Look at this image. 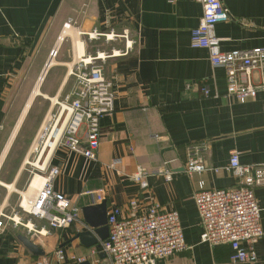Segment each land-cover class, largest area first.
I'll return each mask as SVG.
<instances>
[{"label": "crops", "instance_id": "obj_1", "mask_svg": "<svg viewBox=\"0 0 264 264\" xmlns=\"http://www.w3.org/2000/svg\"><path fill=\"white\" fill-rule=\"evenodd\" d=\"M223 2L231 19L216 26L222 50L264 47V0ZM202 15L196 0H0V211L19 210L36 176L25 182L23 169L31 163L36 131L40 127L35 139L46 124L29 125L32 110L44 105L36 102L40 91L45 97L60 96L78 55L105 52L106 75L115 81L116 98L113 114L101 122L99 159L55 147L49 159L51 166L60 168L54 188L81 209L105 200L108 212L119 206L125 214L130 200L138 198L144 205L155 201L178 211L189 248L158 264H264V235L256 244L255 263H234L229 245L212 246L201 239L194 199L200 182L208 188L235 186L236 177L225 169L233 149L243 163H264V90L245 101L228 95L225 68L213 66L207 49L191 45L192 30ZM94 29L119 37L90 39L87 34ZM56 49L51 69H58L46 85L50 70H43ZM254 79H261L259 72ZM27 126L30 132L25 134ZM193 147H203L207 162L223 168L220 173L189 175L185 165ZM165 161L171 179L165 172L152 174L147 195L132 175L139 166L165 169ZM40 174V186L29 199L45 182V174ZM255 194L264 230V186L256 187ZM81 218L69 227L31 237L43 254L33 253L19 239L26 235L25 227L9 226L0 235V264H49L57 249L64 251L66 260L55 264H77L80 258L111 264L108 257L100 258L103 250L97 244L82 243L81 233L88 240L97 235L83 211Z\"/></svg>", "mask_w": 264, "mask_h": 264}, {"label": "built area", "instance_id": "obj_2", "mask_svg": "<svg viewBox=\"0 0 264 264\" xmlns=\"http://www.w3.org/2000/svg\"><path fill=\"white\" fill-rule=\"evenodd\" d=\"M196 1L202 4L203 15L198 27L192 30V47L207 49L213 66L225 68L228 95L240 101L256 97L260 90H264V47L222 50V39L216 34V26L231 19L229 9L223 0ZM87 36L108 41L116 40L119 34H107L94 29ZM57 51L51 52L43 73H47L54 65L52 60H56ZM108 56L100 51L94 55H78L72 62L61 95L54 96L57 97L55 101L51 99L54 97L46 96L50 107L41 123L43 125L46 122L47 133L50 127L54 128L55 124L62 122L55 136V147L67 148L95 162L99 159V148L104 137L102 119L112 115L115 110V81L106 75ZM255 71L260 74L259 81L254 79ZM205 92L208 94V91ZM43 139L44 136L39 137L38 134L36 148L29 154L30 158L33 152L42 148ZM38 157L41 158V153ZM49 159L50 156L42 168L38 166L46 179L34 197L27 203L22 198L19 210L10 213L0 211V235L9 226L16 229L25 227L26 235L35 238L39 234L45 236L54 229L69 227L82 219V209L77 203L54 188L53 182L59 176L60 168L51 166ZM116 163L114 161L111 165ZM164 166L167 169L157 171L139 166L132 179L141 191L149 195L151 190L148 179L152 174L165 172L168 179H171L168 161L164 162ZM222 169L207 162L203 147H193L189 151L185 165L189 175L209 170L220 173ZM225 169L236 177L235 186L208 188L201 181L194 194L203 227L201 239L212 246L229 245L232 250L230 260L234 263H255L256 244L264 235L261 207L255 189L264 186V163H243L240 152L233 149ZM97 194L101 200L103 195L100 191ZM123 212L124 209L119 206H114L108 212L109 235L102 241V250L111 264H158V261L169 259L189 248L180 215L175 209L167 210L155 201L144 205L140 199L135 198L128 203L125 214ZM32 217L43 224H30ZM65 260L62 249L55 250L49 256V264L65 263ZM82 261L85 259L80 258L79 262Z\"/></svg>", "mask_w": 264, "mask_h": 264}, {"label": "water", "instance_id": "obj_3", "mask_svg": "<svg viewBox=\"0 0 264 264\" xmlns=\"http://www.w3.org/2000/svg\"><path fill=\"white\" fill-rule=\"evenodd\" d=\"M85 220L90 225L92 229L96 232L97 237L88 240L86 239V233L83 232L80 235L82 243L87 246L96 245L98 248H102V242L107 239L109 235V227H108V209H107V202L104 200L101 203H97L94 205L86 206L82 208ZM19 239L22 243L28 247L33 253L36 254H43L44 251L41 249L39 245H37L31 238L27 235L21 234L19 235ZM101 259H107V254L104 251L99 253ZM103 262L102 264H104ZM69 264V263H67ZM77 264H92L90 260H85L79 262Z\"/></svg>", "mask_w": 264, "mask_h": 264}, {"label": "rangeland", "instance_id": "obj_4", "mask_svg": "<svg viewBox=\"0 0 264 264\" xmlns=\"http://www.w3.org/2000/svg\"><path fill=\"white\" fill-rule=\"evenodd\" d=\"M57 69L58 68H56V67H53L52 69H50V71H49V73H48V79H47V82H46V85L48 84V83H50L52 80H53V78H54V76H55V74H56V72H57ZM46 87V86H45ZM40 93L41 94H39L38 96H37V98H36V102H38V103H40V102H43V104L44 105H42L41 107L40 106H38V108H34L33 110H32V112H31V114H30V116L32 115L33 117H34V120L29 124V125H33L34 124V126L36 125V126H38V125H41V123L43 122V120H44V118H45V116H46V114H47V111H48V109H49V107H50V102H49V100L45 97V94L42 92V91H40ZM24 100V99H23ZM38 105H40V104H38ZM39 107L41 108V110L39 109ZM40 110V112L38 113V111ZM35 117H36V119H35ZM50 117V116H49ZM55 119H56V117H55ZM55 119H53L52 120V122L54 123L55 122ZM53 123H52V125H53ZM34 126H33V128H34ZM28 127L29 126H27L26 127V132H24L25 134L27 133H29L30 132V129L29 130H27L28 129ZM32 128V129H33ZM36 128V127H35ZM40 128V127H39ZM39 128H38V130H39ZM51 128V127H50ZM38 130L36 131V134H37V132H38ZM25 131V130H24ZM32 132V131H31ZM24 133H23V135H24ZM36 134H35V136H36ZM34 136V137H35ZM46 137V136H45ZM45 137H44V139L42 140V141H44L45 140ZM28 140V139H27ZM20 144H22V141H20L19 142ZM27 145H28V141H27ZM43 145V144H42ZM40 148L41 147H39V149H38V151H35V152H33L32 153V157L30 158V161H31V163L32 162H35L36 161V159L38 158V156H39V153H40ZM31 163H29V164H25L24 165V174L26 175V178H25V182H26V180H29L28 178L29 177H31V176H33V175H36V174H40L41 173V171H40V168L38 167V165H31ZM33 164V163H32ZM27 194H29V190H28V192H26ZM18 195H20L21 196V194H18ZM22 198V197H21ZM24 200V199H23ZM21 201V200H20Z\"/></svg>", "mask_w": 264, "mask_h": 264}, {"label": "bare ground", "instance_id": "obj_5", "mask_svg": "<svg viewBox=\"0 0 264 264\" xmlns=\"http://www.w3.org/2000/svg\"><path fill=\"white\" fill-rule=\"evenodd\" d=\"M52 62H55V60H52ZM71 71V68L69 70V72ZM45 75H43L35 89V93H39L40 91V86H41V83H42V79ZM57 98V97H56ZM56 98H54V101L56 100ZM31 102V101H30ZM49 118L47 119V121H49ZM49 124V123H48ZM62 122H59L57 124H55L56 126H54V128H50L49 131L47 133H45V129L47 127V125L45 124L43 129L41 130L40 134H39V137L40 136H46L45 137V140L42 141L43 142V146L41 148V158L38 157V159L35 161V162H32L33 164L32 165H38L39 167H43L44 165V162L48 159V157L51 155L54 147H55V144H56V141H57V138H55L60 126H61ZM36 140V139H35ZM35 148H36V144H37V141H35ZM40 158V159H39ZM28 161V160H27ZM42 181V176L41 174H36L33 182H32V185L30 186V189H29V193L30 194H25V199H24V202L27 203L28 200H29V196L34 192L35 188H38L40 186V182Z\"/></svg>", "mask_w": 264, "mask_h": 264}]
</instances>
